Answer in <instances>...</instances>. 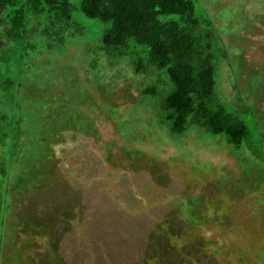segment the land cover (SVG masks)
<instances>
[{"label":"rangeland","instance_id":"1","mask_svg":"<svg viewBox=\"0 0 264 264\" xmlns=\"http://www.w3.org/2000/svg\"><path fill=\"white\" fill-rule=\"evenodd\" d=\"M193 1L228 56L217 96L231 111L252 106L264 138V0ZM76 18L89 34L35 60L40 87L29 83L27 96L39 112L69 98L89 131L63 132L28 194L12 198L2 264H264V165L204 129L173 137L158 98L141 103L154 73L135 75L96 44L103 25ZM7 28L0 20V68L13 77Z\"/></svg>","mask_w":264,"mask_h":264},{"label":"trees","instance_id":"2","mask_svg":"<svg viewBox=\"0 0 264 264\" xmlns=\"http://www.w3.org/2000/svg\"><path fill=\"white\" fill-rule=\"evenodd\" d=\"M77 12L105 27L95 40L103 52L130 60L135 75L154 73L140 91L141 103L158 98L159 122L173 137L204 129L223 138L235 155L247 151L264 165V138L252 126L254 108L231 111L216 94L228 56L217 53L221 39L193 0H79V7L70 0H0L5 39L15 47L18 67L13 77L9 68H0V264L12 198L28 194L27 184L52 161L63 132L89 131L91 121L70 107L69 98L46 102L40 114L27 96L29 83L40 87L34 61L51 53L64 56L89 34Z\"/></svg>","mask_w":264,"mask_h":264}]
</instances>
